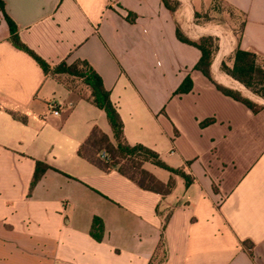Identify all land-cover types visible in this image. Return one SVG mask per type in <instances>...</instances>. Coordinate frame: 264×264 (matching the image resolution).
<instances>
[{"label": "crops", "instance_id": "obj_1", "mask_svg": "<svg viewBox=\"0 0 264 264\" xmlns=\"http://www.w3.org/2000/svg\"><path fill=\"white\" fill-rule=\"evenodd\" d=\"M2 1L28 49L51 69L88 62L128 143L194 182L177 176L163 196L82 158L94 128L114 142L106 113L83 80L46 73L16 47L0 11V264H264V99L222 72L239 42L236 25L220 19L234 12L241 48L264 67V0H221L222 11L216 0H171L175 11L162 0ZM178 29L192 41L219 39L213 81L195 69L201 53ZM188 76L191 91L176 93ZM216 84L263 109L253 113ZM38 162L49 168L35 181ZM95 218L101 241L90 234Z\"/></svg>", "mask_w": 264, "mask_h": 264}, {"label": "trees", "instance_id": "obj_2", "mask_svg": "<svg viewBox=\"0 0 264 264\" xmlns=\"http://www.w3.org/2000/svg\"><path fill=\"white\" fill-rule=\"evenodd\" d=\"M162 1L168 9L175 11V7L171 0ZM214 8L219 11L224 10L222 1L216 0ZM0 11L8 23L11 41L16 47L28 52L40 64L46 73L52 72L55 74H66L83 80L85 85L90 89V95L87 99L106 113L109 125L112 129L114 142L111 141L107 134L96 127L92 130L88 138L78 150V154L82 158L105 172L118 169L122 175L135 182L142 189L160 193L163 196L172 193L176 185L177 176L185 181L186 186H189L194 182V178L191 175H187L182 169H173L168 166L154 150L142 144L132 146L128 143L124 135V124L118 109L112 103L110 94L104 88L102 79L88 62L79 61L68 67L66 65H60L51 69L43 59L37 56L21 42L18 30L8 17L2 0H0ZM229 12L231 14L234 13L233 11ZM199 16L200 15L196 13V17ZM205 18H208V16H205ZM240 36V34H237L239 44L231 57L222 62L221 70L242 84L253 95L264 99V67L259 62L258 56L255 53L241 48ZM177 37L181 42L193 46L200 51L201 57L197 62L195 69L200 71L209 80L213 81L211 65L219 49V39L208 35L201 37L197 41H192L184 36L179 29L177 30ZM216 87L226 96L244 104L255 114L263 109L262 105L243 96L238 90L228 89L218 84H216ZM191 89L192 80L188 76L177 89L176 93H187L190 92ZM11 114L15 119L25 121L24 118L16 113ZM209 122L210 121H207L204 124H208ZM146 163H151L154 166L168 171L171 174L169 180L167 182L160 181L153 173L144 167ZM48 168L47 165L38 162L34 180L36 181ZM103 233L104 225L102 220L95 218L91 227V236L95 240L101 241Z\"/></svg>", "mask_w": 264, "mask_h": 264}, {"label": "rangeland", "instance_id": "obj_3", "mask_svg": "<svg viewBox=\"0 0 264 264\" xmlns=\"http://www.w3.org/2000/svg\"><path fill=\"white\" fill-rule=\"evenodd\" d=\"M227 9V8H226ZM223 12L224 13V16H222L223 18H220L222 20V22H224L225 20L228 22V23H231L233 24L234 26L236 25V29L238 30V34H239V24H240V20L238 21V17L233 14H229L228 13V9L227 10H224ZM145 167V165H144ZM148 167V165L146 166ZM149 170L151 172H153L154 174L158 175L159 177H165L167 174H169L168 171L160 168V167H157V166H151L149 167Z\"/></svg>", "mask_w": 264, "mask_h": 264}, {"label": "built area", "instance_id": "obj_4", "mask_svg": "<svg viewBox=\"0 0 264 264\" xmlns=\"http://www.w3.org/2000/svg\"><path fill=\"white\" fill-rule=\"evenodd\" d=\"M48 107H49V110H50L54 115H56V116L59 115L60 107L58 106L57 103H55V102H50V103L48 104Z\"/></svg>", "mask_w": 264, "mask_h": 264}, {"label": "bare ground", "instance_id": "obj_5", "mask_svg": "<svg viewBox=\"0 0 264 264\" xmlns=\"http://www.w3.org/2000/svg\"><path fill=\"white\" fill-rule=\"evenodd\" d=\"M220 78V77H219Z\"/></svg>", "mask_w": 264, "mask_h": 264}]
</instances>
